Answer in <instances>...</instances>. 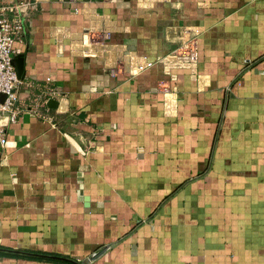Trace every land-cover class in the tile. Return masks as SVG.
Segmentation results:
<instances>
[{"label": "crops", "instance_id": "crops-1", "mask_svg": "<svg viewBox=\"0 0 264 264\" xmlns=\"http://www.w3.org/2000/svg\"><path fill=\"white\" fill-rule=\"evenodd\" d=\"M32 1L0 264H264V0Z\"/></svg>", "mask_w": 264, "mask_h": 264}, {"label": "built area", "instance_id": "built-area-1", "mask_svg": "<svg viewBox=\"0 0 264 264\" xmlns=\"http://www.w3.org/2000/svg\"><path fill=\"white\" fill-rule=\"evenodd\" d=\"M35 9L36 4L32 0H0V97L3 96V100H0V157L6 144L7 126L16 123L20 115H38L39 108L48 98L58 97L56 87L51 86L48 79L46 84L40 86L37 94L29 93V86V95L25 101H20L17 95L21 81L17 79L12 64L14 44L19 40L30 14ZM171 58L178 60L180 64L194 63L193 45L187 43L179 47ZM111 75H116V69L111 70Z\"/></svg>", "mask_w": 264, "mask_h": 264}, {"label": "water", "instance_id": "water-1", "mask_svg": "<svg viewBox=\"0 0 264 264\" xmlns=\"http://www.w3.org/2000/svg\"><path fill=\"white\" fill-rule=\"evenodd\" d=\"M22 57L18 56L12 59V64L15 68V72H16V76L18 80H22L23 79V61H22ZM0 100H3V96L0 97ZM96 257H94L93 259H95ZM92 259V260H93Z\"/></svg>", "mask_w": 264, "mask_h": 264}, {"label": "trees", "instance_id": "trees-1", "mask_svg": "<svg viewBox=\"0 0 264 264\" xmlns=\"http://www.w3.org/2000/svg\"><path fill=\"white\" fill-rule=\"evenodd\" d=\"M2 255H7V256H20L19 254H11V253H4V254H2Z\"/></svg>", "mask_w": 264, "mask_h": 264}]
</instances>
